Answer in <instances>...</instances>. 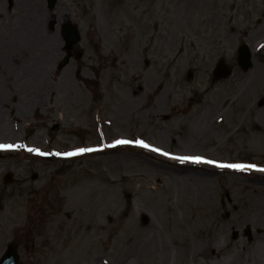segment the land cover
<instances>
[{
	"label": "rangeland",
	"instance_id": "1",
	"mask_svg": "<svg viewBox=\"0 0 264 264\" xmlns=\"http://www.w3.org/2000/svg\"><path fill=\"white\" fill-rule=\"evenodd\" d=\"M0 144L25 145L0 154V255L264 264V0H0ZM77 148L96 151L55 155Z\"/></svg>",
	"mask_w": 264,
	"mask_h": 264
},
{
	"label": "snow or ice",
	"instance_id": "2",
	"mask_svg": "<svg viewBox=\"0 0 264 264\" xmlns=\"http://www.w3.org/2000/svg\"><path fill=\"white\" fill-rule=\"evenodd\" d=\"M132 143L140 145L144 148H149L152 151L159 152L165 156L172 155L168 152H163L162 149H160V148H155L152 145L147 144L143 140H135V141L117 140V141H115V144H132ZM17 147L23 148V147H25V145L0 144V149H13V148H17ZM27 150L29 152H36L38 154L47 155V153H41L39 148H28ZM92 151H96V149H93V148H77L71 152H63V153L57 152V153H55V155H57V156H75L78 154L92 152ZM172 158L178 159L181 161H191V162L197 163V164H199V163L212 164V165H215V166L220 167V168H230V169H237V170L257 168V165H255V164H240V163L226 164V163H220L216 160L206 159L203 156H173ZM258 170L264 171V168H259Z\"/></svg>",
	"mask_w": 264,
	"mask_h": 264
},
{
	"label": "water",
	"instance_id": "3",
	"mask_svg": "<svg viewBox=\"0 0 264 264\" xmlns=\"http://www.w3.org/2000/svg\"><path fill=\"white\" fill-rule=\"evenodd\" d=\"M48 7L52 9L56 3V0H47ZM50 27L53 28V23L50 24ZM62 35L66 42L65 47L69 49L74 43H76L80 39L79 31L76 25L67 21L62 25L61 29ZM241 57L243 60L246 61L248 54L244 47H241ZM69 55H66L65 58L62 60L59 66H62L67 63ZM4 181L6 183L12 181V174L7 173L4 176ZM0 264H17V257H16V249L12 245H9L4 255L0 258Z\"/></svg>",
	"mask_w": 264,
	"mask_h": 264
},
{
	"label": "bare ground",
	"instance_id": "4",
	"mask_svg": "<svg viewBox=\"0 0 264 264\" xmlns=\"http://www.w3.org/2000/svg\"><path fill=\"white\" fill-rule=\"evenodd\" d=\"M27 67L28 66H26L25 69ZM172 179H173L172 182H174L176 184V187L178 188L179 184L181 183L180 177L173 176ZM154 186H155V184H154ZM177 190H176V192H177ZM160 234H161V232L157 228H155V229L152 228L151 230H148V232L145 233L144 236L142 237V240H139L138 242L139 243H145V244L146 243L155 244L157 242V240H159ZM257 245H258V247H257L258 255L260 257L262 256L264 258V242H262V244L258 243Z\"/></svg>",
	"mask_w": 264,
	"mask_h": 264
}]
</instances>
